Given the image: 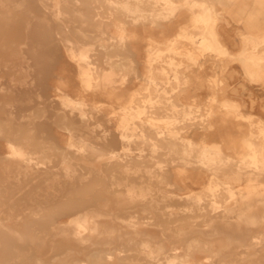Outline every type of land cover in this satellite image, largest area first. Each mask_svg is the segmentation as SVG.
<instances>
[{
	"label": "bare ground",
	"instance_id": "bare-ground-1",
	"mask_svg": "<svg viewBox=\"0 0 264 264\" xmlns=\"http://www.w3.org/2000/svg\"><path fill=\"white\" fill-rule=\"evenodd\" d=\"M238 1L0 0V264H139L133 250L156 264H264V118L226 88L235 74L264 87V0L240 10L234 50ZM61 50L82 89L58 77L44 99ZM27 88L44 101L19 108ZM177 198L189 214L161 207ZM161 227L183 236L171 253Z\"/></svg>",
	"mask_w": 264,
	"mask_h": 264
},
{
	"label": "rangeland",
	"instance_id": "rangeland-1",
	"mask_svg": "<svg viewBox=\"0 0 264 264\" xmlns=\"http://www.w3.org/2000/svg\"><path fill=\"white\" fill-rule=\"evenodd\" d=\"M245 7H247L248 12L251 13L253 11V9L255 7H257L255 5V0H239L238 4L236 6H234L232 15L227 16L230 19V24L232 26L230 31L234 35V38H232V44L234 45L233 46L234 49L239 48V43L241 42V39L237 36V33L240 30L246 29L245 22L243 21L245 19L246 14L244 12H240V10L245 8ZM141 50H143V49H141ZM142 52H146V51L143 50ZM52 57H53V59L49 63V69H50L49 75H50V77L47 80L49 88H48V92H47L46 96L44 94V99L51 97L50 100H53V99H56V97L58 96L57 95V93L59 92V90L57 89V87L59 86V84H58L59 82L57 81L58 77L60 78V85L64 88V90L70 91L73 94H75L76 91L80 92V90L82 89V83H81V80L79 79V68H78L77 64L63 50L59 51V54L56 53V54L52 55ZM3 81L6 82L7 80L4 79ZM238 82L239 83L241 82L242 84L249 86V87L248 86L242 87L243 91L247 92L248 94H250L252 96V98H250L249 101H252L253 99H255L254 104H253V102H250V103L246 102L245 103L247 106L245 108L246 110H244V111H246V112L250 111V113L252 112V114L255 115L254 121L256 122V120H258L259 117H262L259 114H264V87L260 84L252 83L248 80L243 81L242 74H240ZM62 83H65V84L63 85ZM134 85L135 84H133V87H132V85H131V87L128 85V87L131 89H141V86H139L140 84L137 86H134ZM226 86H227L226 88L229 89L230 92L232 90H234L233 87H231V86L229 87L228 85H226ZM208 91L212 93V90L208 89ZM37 93L38 92H36V88H30V89L27 88L25 94H23L25 102L21 103L19 108L27 107L28 105H26V104H30L29 101H32L31 105H35V102L44 101L42 98L39 97V95ZM144 93H145L144 95L147 96L146 92H144ZM88 97L94 98V95L92 93H88V94H86L84 99H88ZM96 97H98L100 99H104V100L106 99V98L102 97L100 94H97ZM210 98L211 97H208V96L205 99H203L201 97V101H203L201 103L208 104V102L210 101ZM48 102H50V101H48ZM201 103H199V104H201ZM55 113H57V111L50 109V117H52ZM239 124L242 125V126H239V132L241 131V132L248 133L253 128L252 124H250L249 122L240 121ZM51 125H52V123H51ZM51 128H49V129H51ZM0 144H3L2 146H3V148H5V143L3 140H0ZM153 165H154L153 162L149 163V166L152 167ZM84 167H85V169H87L89 166L84 165ZM197 170H199V169H197ZM199 174H200V172L197 171V175H199ZM226 198H227V196H224L223 199L226 200ZM211 199L212 198L209 196V194L207 196H205V198H204V208L205 209H204V211L202 213L203 215L201 216V219H200V225H199L200 227L203 226L204 220H211V218L214 216L213 215L214 212H212V208H211V204H212ZM102 200L103 199L100 197V200L93 206L98 207L97 204H100L102 202ZM159 200L162 201V199H160V198H159ZM217 200H218V202H220V204H222L223 200L220 197L217 198ZM161 204H162L161 207H164L165 211H167L168 213L175 210L179 214H183V215L189 214L186 212H188L192 206L191 201H188L187 198H183V199L177 198V200L175 199L173 201H169V203L161 202ZM261 209L264 211L263 207ZM218 214L222 220H227V221H235V219L237 217L236 213H234V214L225 213L223 208H220L218 210ZM183 215H182V217H183ZM183 218H185V217H183ZM176 228L177 227H174L173 233H171L170 230H167L165 227L164 228L161 227V231L164 233V235L168 238V240L170 242V245L169 244L166 245V252L167 253H171V248L173 246L180 245V243H182V241L184 240L183 236L178 235V231L176 230ZM131 253L136 254V255L134 257H129L128 260L126 261L127 263H129L130 260L137 259L139 261L138 262L139 264H142V263L143 264H156V262L152 261L150 258H147L146 255L140 254L139 252L137 253L136 250H133V252H131ZM241 257H242V255L241 256H238V255L237 256H235V255L234 256L233 255L232 256H224L221 258H226V259H224L223 261H219L218 264H224V263L238 264L240 262L239 259ZM254 258H261L264 261V245H262L261 247L258 248V254ZM53 259L54 258H50L51 261H53ZM165 263H166L165 260H163L161 262V264H165Z\"/></svg>",
	"mask_w": 264,
	"mask_h": 264
},
{
	"label": "crops",
	"instance_id": "crops-1",
	"mask_svg": "<svg viewBox=\"0 0 264 264\" xmlns=\"http://www.w3.org/2000/svg\"><path fill=\"white\" fill-rule=\"evenodd\" d=\"M227 33H228V38H229V41L231 42V44H232V38H234V35L231 33V31L229 30V29H227ZM232 46H234L233 44H232ZM233 49H234V47H233ZM238 49V48H237ZM237 49H234V50H237ZM143 50H141L139 53H138V55H137V57L140 59V60H142V61H144L145 60V58H146V56H147V53L146 52H142ZM142 52V53H141ZM239 77H240V74H235L234 75V77L232 78V79H229L228 80V83H227V85L230 87H233L234 88V90H232L231 91V93H233V95H234V98L236 99V100H241V101H244V102H247V103H250V102H252L253 100L255 101V99H251L252 101H249V99L250 98H252V96L250 95V94H248L247 92H245V91H243L242 90V87H244V86H248V85H244V84H242L241 82L239 83L238 82V80H239ZM249 87V86H248ZM208 87H207V85H205V87H204V89L202 90V91H198V95H199V97H200V102H203V101H201V97L203 98V99H205L207 96L208 97H211L213 94L211 93V92H209L208 91V89H207ZM248 97V98H247ZM208 102V101H207ZM250 112V111H249ZM252 113V112H251ZM259 115H261L263 118H264V114H259Z\"/></svg>",
	"mask_w": 264,
	"mask_h": 264
}]
</instances>
